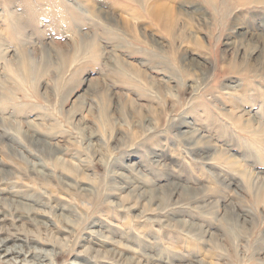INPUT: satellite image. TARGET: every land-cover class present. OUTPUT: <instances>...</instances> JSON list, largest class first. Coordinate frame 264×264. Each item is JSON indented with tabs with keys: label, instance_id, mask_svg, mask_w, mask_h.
Here are the masks:
<instances>
[{
	"label": "rangeland",
	"instance_id": "rangeland-1",
	"mask_svg": "<svg viewBox=\"0 0 264 264\" xmlns=\"http://www.w3.org/2000/svg\"><path fill=\"white\" fill-rule=\"evenodd\" d=\"M161 1L0 0V264H264V0Z\"/></svg>",
	"mask_w": 264,
	"mask_h": 264
},
{
	"label": "bare ground",
	"instance_id": "bare-ground-1",
	"mask_svg": "<svg viewBox=\"0 0 264 264\" xmlns=\"http://www.w3.org/2000/svg\"><path fill=\"white\" fill-rule=\"evenodd\" d=\"M174 1V0H173ZM189 1V0H188ZM96 4V3H95ZM94 4V5H95ZM149 4V5H148ZM148 6H157L154 10H152L151 8V10L153 11V12H157V14H160V15H163L162 14V12L160 11V9H159V7H172V5H171V3H169V2H167V1H161V0H156L155 2H152V0H149V2H148ZM92 4L90 3V6H91ZM87 6V5H86ZM96 6V5H95ZM84 7V6H83ZM71 9V8H70ZM173 9V7L171 8V10ZM72 12L74 11V14H76V15H78L75 11L76 10H71ZM95 11V10H94ZM96 13H98L97 11H96ZM169 13H171V11L169 10ZM94 15V14H93ZM160 15H157V17H160ZM11 16V15H10ZM13 16V15H12ZM11 16V17H12ZM167 17H170V15L167 13V15H166ZM9 18V17H8ZM71 18L73 19V17L71 16ZM79 18V17H78ZM13 19V18H12ZM11 19V20H12ZM72 19H70V21H72ZM80 19V18H79ZM14 20V19H13ZM16 20V19H15ZM75 20V19H74ZM10 21V20H9ZM12 22V21H11ZM16 22V21H15ZM20 22V21H19ZM110 23V22H109ZM11 25V28H12V30L14 31V33L16 32V33H18L17 32V30H18V28L20 27L19 25H21L20 23H14V21H13V23L12 24H10ZM19 26V27H18ZM165 27H166V31H169L170 30V26L168 25V24H165ZM19 30H20V28H19ZM242 33V32H241ZM240 34V33H239ZM246 36V35H245ZM244 36V37H245ZM86 40H88V39H86ZM90 41V40H89ZM88 41V42H89ZM59 60L61 61V63H63L62 61H63V58L62 57H60L59 58ZM52 61V59L50 58V62ZM31 66H35L34 64H31ZM83 94V93H82ZM102 94V93H101ZM84 96L85 95H81V96H79L78 98H77V100H80V99H83L84 98ZM99 96H101V95H99ZM103 97V104H104V102H106L108 99L106 98V96H102ZM246 97H248V96H246ZM100 99H101V97H99ZM99 99V100H100ZM244 100V99H243ZM243 100H242V102H243ZM238 101H239V99H238ZM237 100H235V102L237 103V105L239 104V102H238ZM246 101V100H245ZM108 102V101H107ZM234 102V103H235ZM248 102V101H247ZM246 102V103H247ZM233 103V104H234ZM250 103V102H249ZM235 105V104H234ZM263 113V111L261 112V114ZM194 133V132H193ZM192 132H190V134L188 133V138L189 139H194L195 137H194V134H193ZM205 151V150H204ZM199 154V153H198ZM128 167V166H127ZM240 174H241V172H240ZM239 174V175H240ZM243 175V174H242ZM245 176H246V174H244ZM245 176H241V177H245ZM126 177V176H125ZM118 187H120V185L118 186ZM117 188V187H116ZM122 188H124V187H122ZM125 190H127V189H125ZM120 191V190H119ZM130 191V190H129ZM122 192H123V190H122ZM131 192V191H130ZM2 197V196H1ZM17 197H19V198H17ZM15 198H17L18 200H17V202H16V200H15ZM1 200V199H0ZM4 200H6V199H4ZM24 200H25V198L23 197V196H21L20 194H12L11 195V199H9V200H7V202H5L6 203V207H7V205L8 206H14L15 208H13V207H11V208H13V209H15L16 211L15 212H19L18 210L20 209V207L22 206L23 207V204H21L22 202L24 203ZM4 202V201H3ZM25 203H27V202H25ZM0 205H1V203H0ZM5 206V205H4ZM26 207V206H25ZM23 209V208H22ZM3 210V209H2ZM26 210V209H25ZM24 211V210H23ZM38 211V210H37ZM2 212V211H1ZM40 212V211H39ZM39 212L37 213V214H39ZM42 212V211H41ZM5 215V214H4ZM26 216V215H25ZM11 225V224H10ZM2 227V226H1ZM9 240L10 239H1L0 240V250H2V251H4L5 253V255L4 256H10V255H14L15 253H17V249H18V247H22L21 245H19V246H17V245H13V247L12 246H9L8 244V242H9ZM105 242H107L106 241V236L104 235V234H101V233H94V235H92L91 237H90V243L91 244H94V245H96V246H102ZM88 248H89V246H87L86 247V249L88 250ZM96 248V247H95ZM105 248V247H104ZM94 249V248H93ZM19 250V249H18ZM88 251H92L91 249L90 250H88ZM94 251V250H93ZM97 252V251H96ZM101 252V251H100ZM19 253V252H18ZM16 260V259H15ZM30 261V260H29ZM16 262V261H15ZM31 262V261H30ZM28 263V262H27ZM17 264V263H16ZM23 264V263H22ZM26 264V263H25Z\"/></svg>",
	"mask_w": 264,
	"mask_h": 264
}]
</instances>
